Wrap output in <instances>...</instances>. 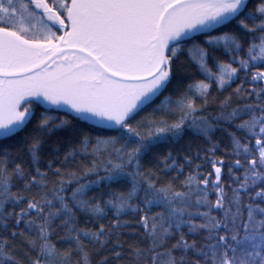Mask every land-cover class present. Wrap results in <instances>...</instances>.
<instances>
[{
	"label": "trees",
	"instance_id": "1",
	"mask_svg": "<svg viewBox=\"0 0 264 264\" xmlns=\"http://www.w3.org/2000/svg\"><path fill=\"white\" fill-rule=\"evenodd\" d=\"M168 66L118 129L29 102L0 139V264H264V0Z\"/></svg>",
	"mask_w": 264,
	"mask_h": 264
},
{
	"label": "water",
	"instance_id": "2",
	"mask_svg": "<svg viewBox=\"0 0 264 264\" xmlns=\"http://www.w3.org/2000/svg\"><path fill=\"white\" fill-rule=\"evenodd\" d=\"M28 1L61 35L42 42L0 28V119L35 102L110 130L163 93L174 45L223 27L249 0H70L65 19L47 0ZM31 114L0 125V139Z\"/></svg>",
	"mask_w": 264,
	"mask_h": 264
},
{
	"label": "rangeland",
	"instance_id": "3",
	"mask_svg": "<svg viewBox=\"0 0 264 264\" xmlns=\"http://www.w3.org/2000/svg\"><path fill=\"white\" fill-rule=\"evenodd\" d=\"M19 3V1H18ZM57 7L63 12L66 8L67 0H56ZM17 12L7 13L3 10L0 13V23L11 27L19 33L20 36L36 41H51L57 39V31L47 25L41 17L30 9H26V5L19 3ZM29 103H25L20 107L15 106L10 109L9 114L0 119V125L5 129L11 128L17 119L21 118V114H30L31 109L26 108Z\"/></svg>",
	"mask_w": 264,
	"mask_h": 264
},
{
	"label": "flooded vegetation",
	"instance_id": "4",
	"mask_svg": "<svg viewBox=\"0 0 264 264\" xmlns=\"http://www.w3.org/2000/svg\"><path fill=\"white\" fill-rule=\"evenodd\" d=\"M25 1V3L27 4V5H29V9L30 10H32L34 13H36L39 17H41L42 19H43V21L44 22H46L45 21V19H44V17L41 15V14H39V13H37L34 9H33V7H32V4L28 1V0H24ZM50 4V3H49ZM52 5V4H51ZM67 7H66V9H65V11L64 12H62L64 15H61L64 19H65V17H66V10L68 9V5H66ZM56 8V7H55ZM60 10V9H59ZM61 11V10H60ZM47 23V22H46ZM48 24V23H47ZM50 27H52V26H50ZM53 28V27H52ZM54 30H56L55 28H53ZM57 31V38L60 36V32L58 31V30H56ZM56 38H54V39H52V40H55Z\"/></svg>",
	"mask_w": 264,
	"mask_h": 264
},
{
	"label": "bare ground",
	"instance_id": "5",
	"mask_svg": "<svg viewBox=\"0 0 264 264\" xmlns=\"http://www.w3.org/2000/svg\"><path fill=\"white\" fill-rule=\"evenodd\" d=\"M47 25L51 26V24H47Z\"/></svg>",
	"mask_w": 264,
	"mask_h": 264
}]
</instances>
